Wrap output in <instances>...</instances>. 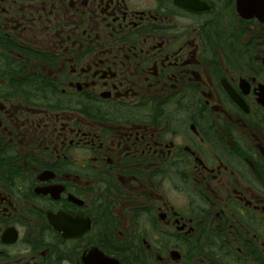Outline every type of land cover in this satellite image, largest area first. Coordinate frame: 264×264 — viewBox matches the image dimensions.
I'll list each match as a JSON object with an SVG mask.
<instances>
[{"label":"flooded vegetation","instance_id":"af4514ba","mask_svg":"<svg viewBox=\"0 0 264 264\" xmlns=\"http://www.w3.org/2000/svg\"><path fill=\"white\" fill-rule=\"evenodd\" d=\"M0 264H264V0H0Z\"/></svg>","mask_w":264,"mask_h":264}]
</instances>
